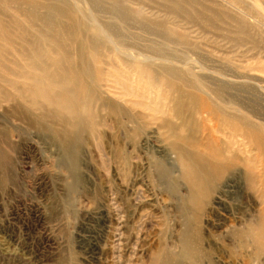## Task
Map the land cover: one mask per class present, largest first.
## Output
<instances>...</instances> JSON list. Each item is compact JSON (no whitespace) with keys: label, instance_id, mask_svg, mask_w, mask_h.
Listing matches in <instances>:
<instances>
[{"label":"rangeland","instance_id":"obj_1","mask_svg":"<svg viewBox=\"0 0 264 264\" xmlns=\"http://www.w3.org/2000/svg\"><path fill=\"white\" fill-rule=\"evenodd\" d=\"M96 1L104 9L95 14L98 27L118 28L140 48L152 41L185 52L192 44V72L224 80L231 115H245L258 130L245 138L199 113L203 107L181 109L180 117L172 110L176 93L156 86L148 110L159 113L132 106L107 74L98 85L95 127L82 126L79 137H57L63 124L50 117L42 129L30 127L1 102L0 264H191L181 259L185 238L201 252L200 264H264L246 260L252 249L235 234L264 214V0ZM111 3L132 20L120 22ZM244 7L258 13L250 17ZM200 11L217 17L212 26ZM153 16L164 19L172 41L141 22ZM239 17L257 45L239 32ZM101 51L115 58L111 43ZM109 99L120 115L103 106ZM188 166L203 185L192 183Z\"/></svg>","mask_w":264,"mask_h":264},{"label":"bare ground","instance_id":"obj_2","mask_svg":"<svg viewBox=\"0 0 264 264\" xmlns=\"http://www.w3.org/2000/svg\"><path fill=\"white\" fill-rule=\"evenodd\" d=\"M111 5L120 22L132 20L125 8H118L114 3ZM252 9L258 13L254 7ZM252 9H245L250 17H253ZM103 10L96 0H0V103H10L8 112L11 115L37 129H42L44 119L50 117L55 123L63 124L64 131L56 134L60 139L67 135L79 137L82 126L91 132L96 124L98 85L102 76L107 74L113 78L112 87L119 89L118 97L132 106H143V109L156 113L158 109L148 110L152 96L148 97V94L156 86L168 94L176 93L171 101L172 110L178 116L183 112L181 109L197 107L195 110H198L203 107L199 113L205 111L217 122L245 138L251 136L254 129L258 130L257 125L245 115H231L228 106L234 101L224 95L230 89L224 80L192 72L187 55L188 51H192V44H185V52L178 48H171L168 52L162 45L155 48L152 41L140 48L133 41L134 36L129 37L108 25L98 27L95 14ZM217 13L214 15L217 16ZM197 15L210 26L217 18L204 17L203 11ZM141 22L152 24L159 29L155 33L157 36L172 41L163 33L164 19L144 17ZM237 22L239 32L257 45L244 19L239 17ZM87 32L96 36L89 38ZM147 33L154 35L152 31ZM107 42L114 47L113 59L101 57V48ZM261 47L264 50V46ZM156 59L161 62L153 64ZM175 61L182 62L180 70L176 69ZM138 80L143 82L139 88L136 84ZM138 89L142 91L138 92ZM103 106L111 114L120 115L118 102L105 100ZM242 106L245 108V104ZM234 119L241 124L236 125ZM259 146L264 153V142H260ZM72 164L75 169V164ZM186 169L194 185L204 184L205 180L191 166ZM235 234L244 248L249 246L252 249L246 255L247 261L264 259L263 213L255 221H249L248 225L237 229ZM191 243L190 239L185 238L181 259L200 264L201 252ZM153 264L165 263L158 258Z\"/></svg>","mask_w":264,"mask_h":264}]
</instances>
